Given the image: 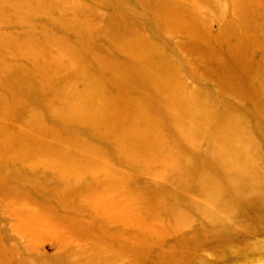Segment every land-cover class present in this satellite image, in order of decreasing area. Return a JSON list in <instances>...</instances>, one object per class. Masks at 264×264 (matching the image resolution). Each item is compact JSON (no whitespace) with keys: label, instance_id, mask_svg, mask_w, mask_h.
<instances>
[{"label":"rangeland","instance_id":"rangeland-1","mask_svg":"<svg viewBox=\"0 0 264 264\" xmlns=\"http://www.w3.org/2000/svg\"><path fill=\"white\" fill-rule=\"evenodd\" d=\"M0 264H264V0H0Z\"/></svg>","mask_w":264,"mask_h":264},{"label":"bare ground","instance_id":"bare-ground-1","mask_svg":"<svg viewBox=\"0 0 264 264\" xmlns=\"http://www.w3.org/2000/svg\"><path fill=\"white\" fill-rule=\"evenodd\" d=\"M244 7H245V6H244ZM246 8H247L248 12L250 13V15L255 13V11H254L252 8H250V4L247 3ZM252 16H253V15H252ZM256 16H257V15H256ZM250 19H251V18H250ZM188 22H190V21H188ZM188 22H186L185 24H186V25H190V26L192 27V29H194L193 26L196 25V23H194L193 20H192L190 23H188ZM192 22H193V23H192ZM244 39H245V38H244ZM147 67H149L148 62L142 64V66H140L139 69H140V70H145V68H147ZM38 220L42 221L43 219H42V217H40V218H38ZM40 221H39V222H40Z\"/></svg>","mask_w":264,"mask_h":264}]
</instances>
